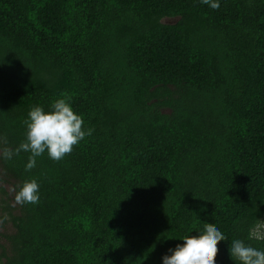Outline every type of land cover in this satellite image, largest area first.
<instances>
[{
	"label": "trees",
	"instance_id": "16d2710c",
	"mask_svg": "<svg viewBox=\"0 0 264 264\" xmlns=\"http://www.w3.org/2000/svg\"><path fill=\"white\" fill-rule=\"evenodd\" d=\"M63 96L91 135L6 158ZM0 183V264H161L205 224L216 264L264 250V0H0Z\"/></svg>",
	"mask_w": 264,
	"mask_h": 264
},
{
	"label": "clouds",
	"instance_id": "9594fccd",
	"mask_svg": "<svg viewBox=\"0 0 264 264\" xmlns=\"http://www.w3.org/2000/svg\"><path fill=\"white\" fill-rule=\"evenodd\" d=\"M212 9L220 7V0H200ZM25 140L12 150H4L3 155L11 159L21 151L30 153L25 170L36 166V158L45 152L52 160L58 161L72 151L91 129L84 127L83 117L75 112L71 98L63 96L51 103L45 110L34 105L24 120ZM39 184L35 179L26 180L15 192L17 204H36L39 201ZM198 235H187L178 240L174 247L162 255L161 264H216L218 243L226 241L224 234L215 226L205 224ZM251 238V237H250ZM259 239L260 237H256ZM230 258L235 264H264V250L254 248L236 239L229 248Z\"/></svg>",
	"mask_w": 264,
	"mask_h": 264
},
{
	"label": "rangeland",
	"instance_id": "374dc122",
	"mask_svg": "<svg viewBox=\"0 0 264 264\" xmlns=\"http://www.w3.org/2000/svg\"><path fill=\"white\" fill-rule=\"evenodd\" d=\"M165 23H174L176 22L175 19H165ZM0 187L6 189L7 192H10V186L8 184L0 183ZM1 197V194H0ZM12 227L7 221L3 220V216L0 214V253L3 250H7V242L5 240V235L12 233ZM256 235L261 236L264 234V221L262 222L261 226L256 230Z\"/></svg>",
	"mask_w": 264,
	"mask_h": 264
}]
</instances>
